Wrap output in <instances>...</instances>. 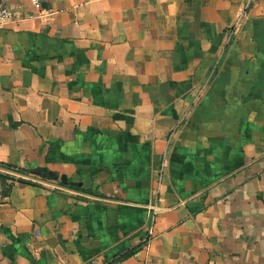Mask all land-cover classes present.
<instances>
[{"label":"crops","instance_id":"crops-1","mask_svg":"<svg viewBox=\"0 0 264 264\" xmlns=\"http://www.w3.org/2000/svg\"><path fill=\"white\" fill-rule=\"evenodd\" d=\"M6 2L0 264H264V0Z\"/></svg>","mask_w":264,"mask_h":264},{"label":"built area","instance_id":"built-area-1","mask_svg":"<svg viewBox=\"0 0 264 264\" xmlns=\"http://www.w3.org/2000/svg\"><path fill=\"white\" fill-rule=\"evenodd\" d=\"M36 3L37 2L34 1V4ZM11 18H12V15L9 12L6 0H0V25H4L8 21H10ZM148 232L150 235L152 234L151 230H149Z\"/></svg>","mask_w":264,"mask_h":264},{"label":"water","instance_id":"water-1","mask_svg":"<svg viewBox=\"0 0 264 264\" xmlns=\"http://www.w3.org/2000/svg\"><path fill=\"white\" fill-rule=\"evenodd\" d=\"M26 173L32 174V175H36L38 177L41 178H47L49 177L48 171L46 168L43 167H37L34 169H28V170H24Z\"/></svg>","mask_w":264,"mask_h":264},{"label":"trees","instance_id":"trees-1","mask_svg":"<svg viewBox=\"0 0 264 264\" xmlns=\"http://www.w3.org/2000/svg\"><path fill=\"white\" fill-rule=\"evenodd\" d=\"M19 172L23 173V171H19ZM0 178H1L3 181H6V180H8V181H10V182L13 181V179H11V178H7L6 176H0ZM132 253H133V251H130V252L127 253L123 258L128 257V256H129L130 254H132ZM110 264H112V263H110Z\"/></svg>","mask_w":264,"mask_h":264}]
</instances>
